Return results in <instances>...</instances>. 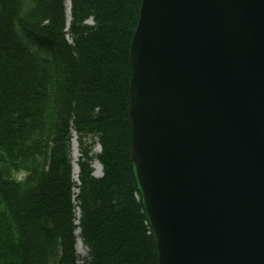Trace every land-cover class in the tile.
Wrapping results in <instances>:
<instances>
[{"label": "trees", "instance_id": "trees-1", "mask_svg": "<svg viewBox=\"0 0 264 264\" xmlns=\"http://www.w3.org/2000/svg\"><path fill=\"white\" fill-rule=\"evenodd\" d=\"M66 1L0 0V264H159L131 158L142 0Z\"/></svg>", "mask_w": 264, "mask_h": 264}, {"label": "water", "instance_id": "water-1", "mask_svg": "<svg viewBox=\"0 0 264 264\" xmlns=\"http://www.w3.org/2000/svg\"><path fill=\"white\" fill-rule=\"evenodd\" d=\"M130 61L159 264H264V0H142Z\"/></svg>", "mask_w": 264, "mask_h": 264}, {"label": "rangeland", "instance_id": "rangeland-1", "mask_svg": "<svg viewBox=\"0 0 264 264\" xmlns=\"http://www.w3.org/2000/svg\"><path fill=\"white\" fill-rule=\"evenodd\" d=\"M75 138H76V137H75ZM99 151H100V147H97V148L95 149V153H99ZM73 154H75V155L77 156V158L80 157L77 140H76V143H75V147H74V144H73L72 155H73ZM95 163H96V162L93 163L94 173H95L96 175H99V174L101 173L100 175H102V169L100 170V169H98L97 167H95ZM100 175H99V176H100ZM77 252H78V254H79V256H80L81 258H84V257H86V255H87V249H86V248L82 245V243H80V242H78V244H77Z\"/></svg>", "mask_w": 264, "mask_h": 264}, {"label": "bare ground", "instance_id": "bare-ground-1", "mask_svg": "<svg viewBox=\"0 0 264 264\" xmlns=\"http://www.w3.org/2000/svg\"><path fill=\"white\" fill-rule=\"evenodd\" d=\"M67 7H69V1L67 2ZM75 139L73 140V144L75 147ZM73 166H74V174H75V179L77 178V173H78V165H77V156L75 154H73ZM95 167H97L98 169L101 170V165L99 162L95 163ZM100 175V174H99Z\"/></svg>", "mask_w": 264, "mask_h": 264}]
</instances>
